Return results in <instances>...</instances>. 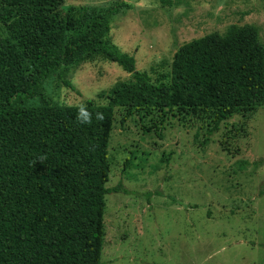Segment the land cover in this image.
I'll return each instance as SVG.
<instances>
[{
	"label": "trees",
	"instance_id": "1",
	"mask_svg": "<svg viewBox=\"0 0 264 264\" xmlns=\"http://www.w3.org/2000/svg\"><path fill=\"white\" fill-rule=\"evenodd\" d=\"M64 3L0 0V264H102L106 196L124 191L107 187L117 109L124 121L151 110L208 115L217 129L264 105V46L254 28L183 45L170 73L154 79L111 39L125 0L59 9ZM97 59L130 74L100 94L107 104L60 106L45 94L51 78ZM34 98L41 103L26 105Z\"/></svg>",
	"mask_w": 264,
	"mask_h": 264
},
{
	"label": "rangeland",
	"instance_id": "2",
	"mask_svg": "<svg viewBox=\"0 0 264 264\" xmlns=\"http://www.w3.org/2000/svg\"><path fill=\"white\" fill-rule=\"evenodd\" d=\"M115 1L65 0L59 9ZM125 1L111 39L154 79L170 73L180 47L231 27L254 28L264 46V0ZM127 79L97 59L51 78L45 94L60 106L104 105L100 94ZM125 114L116 110L109 143L107 187L124 191L106 196L102 264H264V105L217 129L208 115Z\"/></svg>",
	"mask_w": 264,
	"mask_h": 264
}]
</instances>
